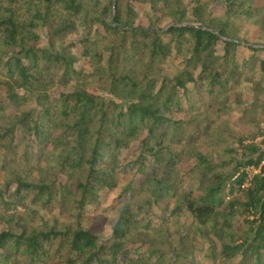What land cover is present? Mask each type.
<instances>
[{"label": "trees", "instance_id": "1", "mask_svg": "<svg viewBox=\"0 0 264 264\" xmlns=\"http://www.w3.org/2000/svg\"><path fill=\"white\" fill-rule=\"evenodd\" d=\"M261 22L250 0H0V264H189L195 238L204 264H264ZM169 138L207 151L176 173ZM133 142L141 188L118 181Z\"/></svg>", "mask_w": 264, "mask_h": 264}, {"label": "rangeland", "instance_id": "2", "mask_svg": "<svg viewBox=\"0 0 264 264\" xmlns=\"http://www.w3.org/2000/svg\"><path fill=\"white\" fill-rule=\"evenodd\" d=\"M251 4L255 5V6H264V0H250ZM218 3H213L209 5V12L212 15H219V14H223L224 11L221 7H217ZM137 7H141L139 4H137ZM135 24H139V25H146L147 22L145 21L144 17H142L141 13L139 14V16L137 18H135L134 20ZM168 22V19H164L162 21V25H165ZM264 22H261L255 29L251 30L250 32L248 31L247 34L251 35V40L255 41L257 40V37L262 33L261 27L263 26ZM41 34V45H45L47 42V37L45 35V33L43 31H40ZM79 36L75 33V32H70L69 34H67L65 37L63 38H57L56 39V45H69L70 46V52L72 54H76L78 56L79 52L81 51L82 47L80 46L79 42H78ZM222 50V45L221 44H217L216 45V52L218 54L221 53ZM88 59L85 57H80L78 58V61L76 62V66L77 68H81L83 70H89L91 68V65L88 63L87 61ZM4 72L3 69H0V76H2V73ZM77 81H70L67 85H59V84H49V85H45V87H42L40 89V91H45L47 94L50 95V97L53 99L54 97H56L59 93L61 92H68V91H73L76 86H77ZM84 88L90 92H95L96 89H94V87H85ZM264 98V95L262 96ZM233 98H235L236 100L243 102L244 99L249 100V98H245L244 96H241L240 94H236L235 96H233ZM37 106V104L34 103L33 100H30L28 102H24L21 103L17 106H9L4 110V113L6 115H10L13 114L15 112H19V111H26L29 110L30 108H33ZM171 115L175 116L176 118H184L187 117V114L184 112H177V113H171ZM4 120L0 119V124L3 123ZM248 129L246 126H238L237 127V132L238 134H243L245 132H247ZM21 136V131H18L17 134V139H19ZM166 145H168V151H175V152H181L182 155V160L180 161V163L177 165L176 167V173H183L186 170H188L192 164H193V160L191 159V154L193 151H195V148L197 147L199 150H201L202 152H206L207 151V146L206 145H202V146H198V144H196L195 142H189L187 140H181L179 141V139L177 138H169L166 141ZM136 147V142H133V144H131L127 149L124 150V152L120 155L121 158V165H122V170L119 172L118 174V181L121 184H132L131 186L133 188H141L143 186V183L145 182L144 177L142 180L138 179V174L136 172V165L133 164V161L135 160V157H132L130 154L132 152V150ZM150 163L148 162V165ZM150 166V165H149ZM246 170H249L252 173H255L256 170L254 167L252 166H248L245 168ZM175 174L173 173L172 176H174ZM1 176V174H0ZM142 178V177H140ZM185 190V189H183ZM100 197L102 200H104L106 198V190H102L100 192ZM116 208L120 207V205H117V203H114ZM2 228V225L0 224V229ZM110 233V225H106V227L104 228V236H108ZM193 246L195 248H197L198 250L194 253H192L191 255H188V263L189 264H204L200 258V248H201V242L199 240H197L196 238L194 239V244Z\"/></svg>", "mask_w": 264, "mask_h": 264}, {"label": "water", "instance_id": "3", "mask_svg": "<svg viewBox=\"0 0 264 264\" xmlns=\"http://www.w3.org/2000/svg\"><path fill=\"white\" fill-rule=\"evenodd\" d=\"M111 24H112V25H115L114 18H112V20H111ZM196 26H197V27H201L200 24H196ZM152 30H155V29H152Z\"/></svg>", "mask_w": 264, "mask_h": 264}, {"label": "built area", "instance_id": "4", "mask_svg": "<svg viewBox=\"0 0 264 264\" xmlns=\"http://www.w3.org/2000/svg\"><path fill=\"white\" fill-rule=\"evenodd\" d=\"M260 164H261V165H264V159L261 161ZM256 171H258V169H257Z\"/></svg>", "mask_w": 264, "mask_h": 264}]
</instances>
